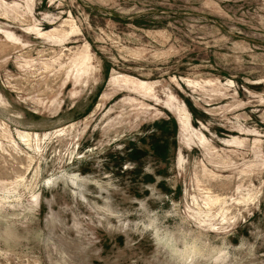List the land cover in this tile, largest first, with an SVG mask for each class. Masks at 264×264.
<instances>
[{"label":"rangeland","instance_id":"1","mask_svg":"<svg viewBox=\"0 0 264 264\" xmlns=\"http://www.w3.org/2000/svg\"><path fill=\"white\" fill-rule=\"evenodd\" d=\"M0 264H264V0H0Z\"/></svg>","mask_w":264,"mask_h":264},{"label":"bare ground","instance_id":"2","mask_svg":"<svg viewBox=\"0 0 264 264\" xmlns=\"http://www.w3.org/2000/svg\"><path fill=\"white\" fill-rule=\"evenodd\" d=\"M177 121V120H176Z\"/></svg>","mask_w":264,"mask_h":264}]
</instances>
